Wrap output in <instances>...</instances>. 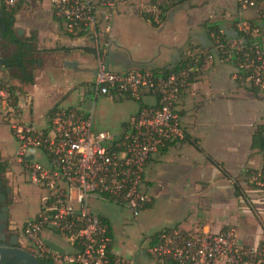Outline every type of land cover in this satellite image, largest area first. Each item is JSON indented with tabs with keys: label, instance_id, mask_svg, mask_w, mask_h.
<instances>
[{
	"label": "crops",
	"instance_id": "crops-1",
	"mask_svg": "<svg viewBox=\"0 0 264 264\" xmlns=\"http://www.w3.org/2000/svg\"><path fill=\"white\" fill-rule=\"evenodd\" d=\"M26 1L31 0L18 3L13 30H18L24 42L31 38L32 30L37 32L39 49L44 51L41 54L42 68L36 77H32L31 83L22 81L28 74L22 78L12 77L25 84L26 95L23 97L18 98V89L10 87L22 108L23 119L46 128L48 116L56 107H79L83 112L88 110L85 93L90 94L96 61L88 35L66 33L62 22L54 16L47 3L43 2L44 5L36 9H27ZM151 1L123 0L117 5L110 30L105 35L110 43V48L104 53L108 70L122 73L133 68L160 70L172 69L176 65L182 68L186 64L196 68V71L202 69L200 72L194 71L192 80L182 89L177 101L184 140L167 145L153 155L143 179L142 190L152 196V203L140 215L153 211L155 201L162 198L164 205H169L165 209L168 219L165 224L143 237L139 248L124 249L115 246L113 238L118 228L116 209L123 207L106 202L91 203L94 213L100 204L110 209L109 214H95L108 225L111 238L109 257L116 258L114 264H152L148 252L149 236L164 229L219 232L234 227L239 238L247 244H254L264 231V190L251 187L247 175L264 167L262 138L261 135L255 136L257 129L264 126V92L258 89L252 91L247 87V81L239 79L242 76L239 67L235 66L233 59L217 51L212 37L214 33L208 34L209 27H216L223 33L231 29L229 24L235 19H222L220 15L223 10L238 12L237 20L244 16L257 22L252 13L264 12V0L259 5L260 10L244 12L238 9L236 0H228L230 7L223 6V10L221 0H187L169 7L157 25L151 24L143 16L144 8ZM195 1L199 4H195ZM172 14L174 19L171 18ZM259 41L264 50V27L261 28ZM206 53L212 55V61L208 63L203 62ZM65 65L77 70V75L89 77V80L75 87L55 84L53 78L62 72ZM4 74L7 75L0 70V83ZM15 84L18 85V81L14 80ZM75 91L79 93L73 95ZM35 97L38 99L36 103ZM101 97L111 102L129 100L116 95ZM153 101L149 95H145L141 101H133L135 108L126 120L120 121L116 133H99L117 136L140 105L147 107ZM0 125H3L1 121ZM9 138L11 147L8 144L6 148L0 145V156L4 160L11 159L16 148L11 134ZM12 164L11 168L5 163L0 164V168H3L0 177L8 182L15 196L19 185L26 182L25 179L21 180L19 167ZM39 190L45 195L43 190ZM43 204L42 199L38 210L20 224L35 217ZM137 218L133 220L137 221ZM21 242L26 250L31 251L23 240L22 232ZM137 253L142 256V262H134ZM155 264L165 263L156 261Z\"/></svg>",
	"mask_w": 264,
	"mask_h": 264
},
{
	"label": "built area",
	"instance_id": "built-area-1",
	"mask_svg": "<svg viewBox=\"0 0 264 264\" xmlns=\"http://www.w3.org/2000/svg\"><path fill=\"white\" fill-rule=\"evenodd\" d=\"M4 1L14 7L21 0ZM38 1L49 5L66 33H83L91 38L96 61L90 87L94 99L113 95L137 102L145 95L154 99L147 107L140 105L115 136L93 132V105L86 112L79 107H56L48 116L46 128L26 122L12 87L0 84V121L16 143L12 158L4 160L0 156V164L11 168L14 163L26 183L45 192L38 214L22 224L23 240L36 257H48L55 264H108L109 228L92 211L91 203L121 206L133 219L152 203V196L142 190L148 161L167 145L184 140L176 105L189 77L202 67L196 71L186 64L178 71L133 68L113 73L104 60L110 48L105 35L123 0ZM177 1L154 0L143 13L157 25L161 21L160 6ZM262 1L236 3L242 12L258 11ZM257 20L256 24L245 18L237 20L238 38L221 39V30L212 37L219 53L237 59L243 72L239 79L264 92V50L259 41L264 12ZM210 61L212 55L206 53L203 62ZM261 153L264 160V147ZM248 180L256 189L264 190V167L251 172ZM49 236L63 239L69 251ZM45 240L63 248L64 253L49 249ZM148 252L158 262L169 259L177 264H264V231L254 244H247L234 227L219 232L164 229L149 245Z\"/></svg>",
	"mask_w": 264,
	"mask_h": 264
},
{
	"label": "rangeland",
	"instance_id": "rangeland-1",
	"mask_svg": "<svg viewBox=\"0 0 264 264\" xmlns=\"http://www.w3.org/2000/svg\"><path fill=\"white\" fill-rule=\"evenodd\" d=\"M199 2H203V0L201 1L199 0ZM199 2L195 1L194 3L199 4ZM18 3L19 1L17 2L16 5H18ZM220 4L222 10L225 9L223 6L230 7L228 6V0H221ZM42 5H44L43 2H35V0H31V1H26L25 6L27 7V9H36L38 7H41ZM9 8H13V7H9ZM259 14L260 13L253 12L252 16H254L257 20V16ZM20 15L21 14H19L17 17H19ZM173 15L174 14H172L171 18L174 19ZM220 16L222 17V19L224 18L230 19L233 17V19L235 20H237L239 17L238 12L235 13L228 12V10H223ZM235 20H231L230 24L232 25L233 21ZM230 24L229 26H231ZM19 25L17 26V28H19ZM36 35L37 32L35 30H32L30 33L31 38H28L24 42V44L29 45V49L35 53V57L38 58L37 61H39L38 64L33 65L32 67L29 68L28 75H30L33 78L37 76L39 69L42 68L41 60L43 58L41 54H43L44 52L41 48H40L41 50L39 49V43H38V39L36 38ZM14 80L18 81V85L17 84L14 85ZM53 80L55 81V84L64 83L63 85L68 84L70 86L73 85V87H75L76 85H79L81 82H87L89 80V77H81L79 76V74L77 75V70L75 71L74 68L70 69L67 65H65L63 66L62 72L59 73L55 78H53ZM1 82L2 83L0 84L13 86V90L18 89L19 91L18 98H21L22 95H26V92L24 91L25 84L19 81V79L17 78L14 79L4 74L3 76H1ZM247 87L255 88L253 85L249 83ZM78 93L79 91L78 92L75 91L73 92V95H76ZM85 99L88 109L92 108V105H94L93 107L94 112L92 115V130L94 133H99V132H107L108 134L116 133L118 131L120 121H123L124 119L126 120L127 116L135 108V103L132 100L125 99L118 102H111L105 98H102L101 96H98L97 99H94L92 96H90L88 92L85 93ZM36 101H38V99H36L35 97L34 102L36 103ZM116 107H118L117 111H116ZM3 125H0V145L6 148L8 142H10V138H9L10 132L8 127L6 125L5 126ZM8 147H11V145L8 144ZM20 177L21 180L25 179L24 175H20ZM250 186L253 187L252 185ZM44 196H45L44 193L41 192L39 188L35 186H32L28 183H23V184L21 183L19 185V191L14 196L16 201L18 223L29 218L38 210ZM164 203L165 201L162 198L156 200L155 209L153 211L145 212L142 215L139 214L140 216H138L137 221L133 220L128 210L123 208H117L116 211H118L117 212L118 228L115 231L113 237L115 246L116 245L121 246L124 249L128 247L129 248L133 247L134 249L139 248L140 244H142L141 241L143 237H147L149 234L153 232V230H156L159 227L163 226L162 224H165V221L167 219L165 209H167L169 205L166 203L168 206H165ZM109 210L110 209L108 207H105L102 204H100L99 206L98 205L96 206L95 213L101 212L102 214H104ZM49 239L57 243L58 245H61L63 247L65 246L67 248V251H69V247L64 243L63 239L54 236H49ZM133 260L134 262L136 261L142 262L143 259L142 256L139 253H137L136 257ZM149 260H152L153 262L152 264L156 263V260L154 258L153 259L151 258Z\"/></svg>",
	"mask_w": 264,
	"mask_h": 264
},
{
	"label": "flooded vegetation",
	"instance_id": "flooded-vegetation-1",
	"mask_svg": "<svg viewBox=\"0 0 264 264\" xmlns=\"http://www.w3.org/2000/svg\"><path fill=\"white\" fill-rule=\"evenodd\" d=\"M11 9L0 0V70L9 77L22 78L28 74L30 67L36 65L37 58L29 46L24 44L18 30L14 31L10 27ZM13 197V189L0 177V250L5 256L8 250H26L21 242L22 225L16 221L17 208Z\"/></svg>",
	"mask_w": 264,
	"mask_h": 264
},
{
	"label": "trees",
	"instance_id": "trees-1",
	"mask_svg": "<svg viewBox=\"0 0 264 264\" xmlns=\"http://www.w3.org/2000/svg\"><path fill=\"white\" fill-rule=\"evenodd\" d=\"M153 1H154V0H152L151 3H152ZM184 1H187V0H178L176 3H171V4H169V5H164V4L161 5V6H160L161 20L163 19L164 14H165L166 10H167L169 7H171V6L175 5V4H179V3H181V2H184ZM18 10H19V5H17V6H15L14 8H12V9H11V12L9 13L10 27H13V25H14V23H15V15H16V13L18 12ZM143 16H144V18H145L146 20H148L151 24L155 25V24L152 22V20L150 19V17H148L146 14H144ZM236 22H237V21H234V22L232 23V25H231V29H229L228 32H224V33H223V35L221 36V39H231V38H238V37H240V33H238V32L236 31V27H234V24H236ZM251 22L254 23V24H256V23H258L259 21L257 20V22H255V21H251ZM263 27H264V23H262V27H261V28H263ZM212 32L216 35V34L218 33V29H216V27H209V29H208V34H210V33H212ZM91 52H94L93 49H91ZM231 59L234 60V62H235V66L239 67V69H240V65L238 64L237 59H236V58H231ZM236 63H237L238 65H237ZM179 69H180V67L176 65V66H174V68H172L171 70H173V71H178ZM240 73L243 74V72L241 71V69H240ZM193 75H194V73L192 74V76L189 77L188 82L192 80ZM22 81H23V82H26V83H31V82H32V77H31L30 75H27V76H25V78L22 79ZM251 90H252V91H256V88H251ZM256 132H257V133H256L255 136H260V135H261L262 142H263L264 126H262V127H260L259 129H257ZM254 139H255V137H254ZM172 144H173V143H172ZM263 147H264V142H263V145H262L261 150L263 149ZM2 171H3V168H0V172H2ZM247 175H249V173H247ZM158 234H159V232H158V233H155V234H153V235H151V236H149V242H150V244H152V243H154V242L156 241V238H157ZM37 258H38L40 264H55L54 261H53L52 259L48 258V257H37ZM115 261H116V258H115L114 256H110V257H109V263H108V264H114ZM164 263H165V264H177V263H175V262H173V261H171V260H169V259H165V260H164Z\"/></svg>",
	"mask_w": 264,
	"mask_h": 264
},
{
	"label": "water",
	"instance_id": "water-1",
	"mask_svg": "<svg viewBox=\"0 0 264 264\" xmlns=\"http://www.w3.org/2000/svg\"><path fill=\"white\" fill-rule=\"evenodd\" d=\"M44 243L52 251L59 254L64 253V250L53 242L45 240ZM7 254L5 256L0 250V262L5 260V264H40L38 258L28 250L12 249L8 250Z\"/></svg>",
	"mask_w": 264,
	"mask_h": 264
}]
</instances>
